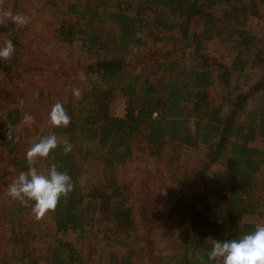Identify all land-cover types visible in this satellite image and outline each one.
<instances>
[{"label":"trees","instance_id":"obj_1","mask_svg":"<svg viewBox=\"0 0 264 264\" xmlns=\"http://www.w3.org/2000/svg\"><path fill=\"white\" fill-rule=\"evenodd\" d=\"M263 5L264 0L66 4L67 18L56 26L55 36L67 44L80 42L99 57L88 66V74L96 79L80 99L62 103L71 117L68 127L36 129L35 143L54 131L59 146L35 167L42 166L47 175L55 164L71 176L75 187L54 212L33 222L31 203L26 207L8 197V216L1 218L12 242L22 248L21 255L13 257L17 264H199L198 257L207 262L214 240L237 239L253 231L257 223L247 222L248 217L264 220V147L254 145L264 139V36L252 28ZM219 7L225 8L227 23L217 16ZM16 28L11 21L0 25V36H9L16 48L3 61L0 100L25 73L43 69L23 61L26 45L18 39L22 30ZM216 39L230 44L235 53L231 64L206 53V44ZM119 94L127 106L122 118L113 114ZM5 105L0 151L7 152L19 174L27 171L25 146L31 132L25 128L24 134L12 133L13 139H7L8 125L11 130L19 126L24 112L13 103ZM65 141L73 146L67 155L62 151ZM139 148L151 157L171 149L169 165L174 169L167 187L173 197L167 218L175 219V256L155 254L150 240L133 251L139 220L153 224L148 204L166 182L160 171L140 173L138 198L129 185L119 182V165L132 160ZM186 150L203 155L188 160L182 169L177 165ZM91 160L102 165V172L86 192L80 181ZM11 183L7 174L0 175L2 192ZM44 223L57 233H74L75 242L56 240L46 254H37L30 245ZM98 239L101 245L128 250L105 258L99 244L86 249L87 240Z\"/></svg>","mask_w":264,"mask_h":264},{"label":"rangeland","instance_id":"obj_2","mask_svg":"<svg viewBox=\"0 0 264 264\" xmlns=\"http://www.w3.org/2000/svg\"><path fill=\"white\" fill-rule=\"evenodd\" d=\"M79 1L82 0H0V8L11 9L13 14H23L28 18V23L24 26L15 24L17 26L16 29L22 30V32L18 33L19 41L26 45L27 54L23 61L32 66L39 65V68H43L41 70L36 69L29 74L25 73L21 80L7 88L5 99L0 100V114L5 112L6 108L4 106L9 102L21 108L24 115L29 114L35 117V123L31 126L24 125L22 119L21 124L11 130L13 134H24L25 128H28L31 132L26 142L25 153L35 144L38 138L36 129L48 125V114L51 107L56 102L65 104L71 98L80 99L82 93L89 89L91 82L96 79L94 74H88V66L95 63L99 57L84 50L80 42L67 44L58 40L55 36L56 26L67 18L64 14L66 4ZM225 11L224 7H219L216 10L217 16L223 23H227ZM252 28L257 34L264 36V5L261 7V16L254 19ZM8 39H10L9 36L1 35L0 46H3L4 41ZM206 53L220 58L226 64H231L235 57L230 44L222 39L207 43ZM3 68L4 63L0 60V72ZM260 72L259 70L255 71L253 73L254 77H257ZM74 88L81 90L79 98L73 96L72 90ZM124 109H126V101L119 94L113 102L114 116L123 115ZM193 126L194 122L190 124L191 128ZM254 145L264 147V139L259 140ZM202 153L198 150L184 151L183 158L177 167L182 166V169H185V164L188 160L202 157ZM170 157V148L166 149L161 157H151L146 151L139 148L132 160L126 164L119 165L117 169L119 182L129 185L132 192H135L137 178L140 173L160 171L164 174L167 182L163 181L165 184L162 183L163 187L154 193L152 202L148 204V216L153 221V224L150 226L144 225L139 220L140 228L134 234L136 245L133 247V251L142 244H146L147 240H150L155 254L175 256L178 253L175 219L167 218L168 206L171 204V198L173 197V193L167 187V184H170L171 172L174 167L169 165ZM10 158L7 152L0 151V175L7 174L8 178L13 181L19 174L14 173ZM37 171L44 174L42 166L37 168ZM101 172L102 165L97 161L91 160L87 163L81 177L83 179L81 184L86 192L94 183L99 181ZM5 193L0 190V264H17L13 257L20 256L22 248L12 242V234L7 229V222L1 218H7L8 216L7 206L9 200ZM135 196L136 198L140 197L136 192ZM31 218L33 222L35 217L31 215ZM246 221L257 224L264 222L263 219L261 220L257 216L248 217ZM44 224L42 230L38 233L39 235L36 236L34 241L32 240L30 245L37 248V254H46L48 247L54 245L56 240L75 242L76 235L74 233H57ZM100 241L99 239L96 242L87 240L86 249L92 245L99 244V248L104 250L103 257L105 256V258L108 256H122L128 250L123 247L119 248L116 245L104 246V244L101 245ZM42 264L46 263L42 261Z\"/></svg>","mask_w":264,"mask_h":264},{"label":"clouds","instance_id":"obj_3","mask_svg":"<svg viewBox=\"0 0 264 264\" xmlns=\"http://www.w3.org/2000/svg\"><path fill=\"white\" fill-rule=\"evenodd\" d=\"M11 21L17 26H24L28 18L23 14H13L11 9L0 8V25ZM16 48L11 39L5 40L0 46V60L7 61L14 54ZM74 97L81 96V90H72ZM71 122V117L61 102H56L48 114V125L52 129L66 128ZM22 123L31 126L35 123V117L25 114ZM7 139L12 140L11 125H8ZM59 146L58 137L54 131L43 136L37 143L26 151L27 171H22L8 185L6 195L23 206L31 203V213L37 221L43 219L50 212H54L61 198H67L75 185L70 175L57 170L52 164L47 175L37 171L35 165L39 160L47 159L50 153ZM72 144L63 143V154L72 151ZM83 183V179L80 181ZM199 264H264V223L255 225L250 233L237 239L214 240L211 250L207 254V262L198 257Z\"/></svg>","mask_w":264,"mask_h":264},{"label":"built area","instance_id":"obj_4","mask_svg":"<svg viewBox=\"0 0 264 264\" xmlns=\"http://www.w3.org/2000/svg\"><path fill=\"white\" fill-rule=\"evenodd\" d=\"M126 109H127V106H126ZM126 109H124V114L123 115H120V116H115V117H118V118H122L126 115ZM154 116H157V113L154 114Z\"/></svg>","mask_w":264,"mask_h":264}]
</instances>
